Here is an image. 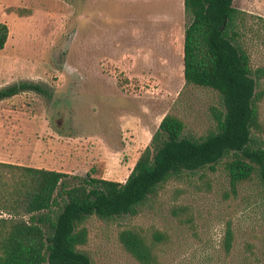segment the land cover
Returning <instances> with one entry per match:
<instances>
[{
  "label": "rangeland",
  "instance_id": "1",
  "mask_svg": "<svg viewBox=\"0 0 264 264\" xmlns=\"http://www.w3.org/2000/svg\"><path fill=\"white\" fill-rule=\"evenodd\" d=\"M232 5L252 66H264V0ZM0 22V87L46 90L0 100V161L124 182L165 114L195 138L214 126L218 94L183 76V0H0ZM260 92L264 128V78ZM129 226L163 233L152 264H264V194L256 180L233 193L222 164L168 181L136 216L90 217L81 250L97 264H141L118 241Z\"/></svg>",
  "mask_w": 264,
  "mask_h": 264
},
{
  "label": "trees",
  "instance_id": "2",
  "mask_svg": "<svg viewBox=\"0 0 264 264\" xmlns=\"http://www.w3.org/2000/svg\"><path fill=\"white\" fill-rule=\"evenodd\" d=\"M232 3L183 0V76L186 85L218 94L222 107L213 128L199 138L187 136L184 120L165 114L124 182L0 161V264H97L81 250L90 217L110 222L136 216L168 181L218 164L233 193L256 180L264 194L258 107L264 66H252L241 40L244 12ZM8 35V25L0 22V50ZM25 91L46 93L39 83L22 80L0 87V100ZM171 214L191 217L188 205L173 206ZM163 237L136 226L118 232L120 245L141 264H152ZM230 239L229 233L226 250Z\"/></svg>",
  "mask_w": 264,
  "mask_h": 264
}]
</instances>
